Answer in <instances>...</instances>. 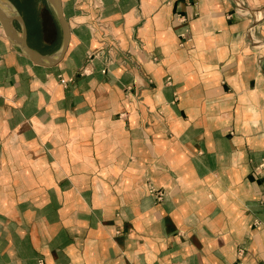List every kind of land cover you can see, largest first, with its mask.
Wrapping results in <instances>:
<instances>
[{
  "label": "crops",
  "instance_id": "0c3cea01",
  "mask_svg": "<svg viewBox=\"0 0 264 264\" xmlns=\"http://www.w3.org/2000/svg\"><path fill=\"white\" fill-rule=\"evenodd\" d=\"M62 8L55 66L0 23V264H264V0Z\"/></svg>",
  "mask_w": 264,
  "mask_h": 264
},
{
  "label": "water",
  "instance_id": "95a60500",
  "mask_svg": "<svg viewBox=\"0 0 264 264\" xmlns=\"http://www.w3.org/2000/svg\"><path fill=\"white\" fill-rule=\"evenodd\" d=\"M47 1L57 15L62 29V43L59 50L54 54H45L30 44L27 22L22 12L10 0H0V23L10 40L13 41L29 59L36 64L50 67L57 65L64 59L70 44L71 29L63 12L62 0Z\"/></svg>",
  "mask_w": 264,
  "mask_h": 264
},
{
  "label": "rangeland",
  "instance_id": "374dc122",
  "mask_svg": "<svg viewBox=\"0 0 264 264\" xmlns=\"http://www.w3.org/2000/svg\"><path fill=\"white\" fill-rule=\"evenodd\" d=\"M20 11L29 17L30 21V42L48 52L56 53L62 43V29L59 19L53 9H50L45 0H10ZM41 1V2H40ZM42 3L40 6L39 4ZM21 11V12H22ZM19 29L20 26L18 25ZM62 83L63 75H59ZM70 82V79H67ZM65 84V83H64Z\"/></svg>",
  "mask_w": 264,
  "mask_h": 264
},
{
  "label": "built area",
  "instance_id": "2783aa9c",
  "mask_svg": "<svg viewBox=\"0 0 264 264\" xmlns=\"http://www.w3.org/2000/svg\"><path fill=\"white\" fill-rule=\"evenodd\" d=\"M180 19H181L182 22H186V21H187V18H186V16H184V15H181V16H180ZM180 35H181L183 38H185V37H186V32L181 33ZM63 82H64L65 84H68V83H69V81H68L67 79H64V78H63ZM158 194H159V197L162 196L161 193L158 192ZM240 252H241V251H240Z\"/></svg>",
  "mask_w": 264,
  "mask_h": 264
}]
</instances>
